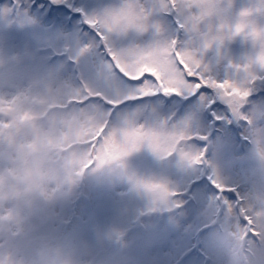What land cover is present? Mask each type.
I'll return each instance as SVG.
<instances>
[{
	"label": "clouds",
	"instance_id": "1",
	"mask_svg": "<svg viewBox=\"0 0 264 264\" xmlns=\"http://www.w3.org/2000/svg\"><path fill=\"white\" fill-rule=\"evenodd\" d=\"M125 3L134 5L141 28L122 31L116 26L109 31L105 11ZM82 16L93 49L101 55L87 75L70 83L63 73L54 78L31 73L22 57L0 50V264H96L95 248L118 234L85 242L71 229L65 212L87 198L85 180L112 192L127 183L154 207L165 208L155 203L158 193L141 186L159 182L128 171L125 161L134 151L106 155L109 140L119 148L137 131L160 135L159 157L175 158L184 168L181 152L202 154L197 166L202 178L237 195L225 205L217 190L198 204L197 215L214 248L209 264H264V101L252 99L264 85V0H109ZM100 35L111 48L107 59L103 42L97 41ZM237 42L243 51L234 56L231 49ZM81 49L70 57L72 64H78ZM173 53L185 71L190 68L207 81L209 92L203 95L210 99L201 103V111L244 130V180L237 181L210 160L207 149L195 147L209 133L188 120L153 122L135 116L117 123L115 116L109 117L105 104L118 106L127 95L120 77L139 75L145 68L158 70L160 59ZM109 63L112 77L106 79L104 66ZM220 66L223 76L215 71ZM217 103L223 112L215 111ZM170 136L178 137L176 145L183 140L179 151H168ZM166 186L168 211L184 210V194Z\"/></svg>",
	"mask_w": 264,
	"mask_h": 264
},
{
	"label": "rangeland",
	"instance_id": "2",
	"mask_svg": "<svg viewBox=\"0 0 264 264\" xmlns=\"http://www.w3.org/2000/svg\"><path fill=\"white\" fill-rule=\"evenodd\" d=\"M108 2L109 0H66L64 4L70 5L75 11L80 10L82 14H90ZM16 4L18 3L16 2ZM33 8L32 10L30 6L26 5L23 9H15L11 15L12 12L8 5L1 7L0 23H2L3 27H0V40L5 41L8 38H11L15 42L16 40H22L26 43V46H31V48L37 46L40 50H48L47 55L63 57L66 62L70 63L75 68L76 77L81 74L87 75L101 55L98 51L92 48L84 52L79 57L78 64H72L70 60L72 55L81 48L86 47V44H89L93 39V37L91 38L87 34L89 33L86 30L87 26L82 23L83 16L81 19L69 20L68 25L71 27L70 30L65 28L61 22L59 26L49 27L48 22L40 20L39 13H41L42 8L39 5ZM51 16H54V14L51 13ZM60 18L62 20L68 19L62 13H60ZM13 24V28L10 29V26ZM237 44V46L234 44L231 49L234 56H239L243 51L239 42ZM28 53H30V50ZM215 71L220 76L224 75L223 66L215 69ZM56 76H59V74H54L52 78ZM71 79L73 78L68 76L66 83H70ZM254 101H264V97H259ZM200 105L201 101L197 98L152 99L132 108H124L121 112L115 114V120L119 123L122 118L129 115H135L137 118L153 122L164 121L169 118L188 120L195 127L206 129L209 133V139L199 142L195 147L207 149V155L210 160H214L222 170L232 174L237 181L244 180L248 173V167L242 160L246 150V144L242 139L244 130L239 125H228L214 121L210 114L201 111ZM214 109L217 113L223 112L221 107L216 109L214 106ZM231 126H237V135L234 134ZM125 164L128 171L139 179L165 183L184 194V199L186 195H192L197 204L196 208L198 204L211 198L210 194H212V191L209 190L210 186L205 179L199 186H192L191 189L188 187L193 180H199L203 177V170L186 169L175 158H161L149 148L141 147L130 153L126 158ZM84 187V192L87 194L90 202V209L86 212L87 216L85 217L86 230H82L79 235L84 237L85 242H90L87 238L88 229L91 230L93 225H98L100 229L108 230L109 233L115 232L117 234L120 229V232L127 229L132 217L131 215H126L127 208H139L144 213L147 208H154L147 197L131 191L130 186L124 183L118 191H110V197L115 201L121 198L132 199L133 204L132 202L128 203L125 208L115 211L113 215L112 211L107 210L108 204L105 199L100 197L101 191L98 190V185L85 180ZM122 192L124 193L120 195ZM108 208H112V206ZM193 210H195V205L188 202L184 210L180 211L176 216V221L178 220V222L184 224L177 225L174 229H171L167 222L161 230L155 228L147 230L146 237L142 241L146 264H173L174 260L179 257L180 252L193 247L192 259L186 264H203L201 261H198L197 255L199 249L204 250L207 256L210 255L212 259L214 258V248L210 240L209 231L201 233L203 231L202 227L206 226L200 221L197 212ZM89 217H91V220L88 219ZM193 217L195 218L193 219ZM121 221L123 222L121 223ZM137 237L138 235L130 236L124 242V246L127 249L129 248L125 255L135 262V264L138 262L131 247L135 245ZM110 252L114 255L117 254L114 251ZM133 262L130 263L134 264Z\"/></svg>",
	"mask_w": 264,
	"mask_h": 264
},
{
	"label": "snow or ice",
	"instance_id": "3",
	"mask_svg": "<svg viewBox=\"0 0 264 264\" xmlns=\"http://www.w3.org/2000/svg\"><path fill=\"white\" fill-rule=\"evenodd\" d=\"M55 5H60L66 3V0H51ZM106 26L109 27V31L112 30V27H120L122 31H127L130 28L140 29L141 25L138 23L140 16L134 10V5L131 3H125L118 9H107L104 13ZM111 22V24H109ZM98 42H103L104 44V54L105 59H107L108 54L111 53V48L107 44V39L105 36L100 35L97 37ZM94 47L93 44H90L81 49V53L87 52ZM106 69V79H111L112 77V65L109 63L104 66ZM121 80L125 81L127 85V95L124 100L119 102V105L116 106L114 102H108L105 104V107L108 108L109 117L115 116L116 113L121 112L124 108H132L137 105L146 103L152 99H162L166 97L171 98H197L199 97L201 103L210 99V97L203 94L209 92V88L206 80H202L197 77L189 68L188 71H185L184 64L176 58V54L173 53L171 56H165L160 59L158 70L149 71L148 68H145L143 72L139 75L133 74L131 77L125 79L124 76L120 77ZM173 87H169V85ZM119 87V85H115ZM216 109H219L221 105L219 103L214 105ZM135 115H129L126 117L133 118ZM107 135V132L104 133ZM169 141L168 151H172L173 147L177 151L183 145V140H181V145H176L175 141L178 139L176 136H170L167 138ZM142 146H147L153 153L158 156H163L161 149V136L155 133L150 132H133L127 135L126 142L119 148L115 147L111 140L107 142L106 155L115 157L117 155H127L128 153L139 149ZM202 154H195L190 152H181L180 158L183 162V165L187 169L198 170L197 166L201 163ZM103 162V161H102ZM203 179V178H202ZM207 184L210 186V191L222 193V199H224V204L228 205V202L235 201L237 195L231 191H225L219 186L215 188L206 180ZM146 191L158 193L155 203L165 205L166 210L168 208V196L170 195L166 184L158 183H142L141 185ZM199 186V185H197ZM159 207H154L153 210L158 209Z\"/></svg>",
	"mask_w": 264,
	"mask_h": 264
},
{
	"label": "trees",
	"instance_id": "4",
	"mask_svg": "<svg viewBox=\"0 0 264 264\" xmlns=\"http://www.w3.org/2000/svg\"><path fill=\"white\" fill-rule=\"evenodd\" d=\"M24 4V2L31 3H43L47 7H51L52 11L58 16V14L62 13L68 15L72 13L73 8L71 6H67L66 4L55 5L51 2V0H0V6L4 4ZM73 14V19L81 16V11L78 10ZM0 27H3L0 24ZM17 38V36H15ZM18 39V38H17ZM238 44L236 43V46ZM234 46V45H233ZM0 50L9 54V55H18L22 57L26 61V67L31 73H46L50 78L54 76V74H65L66 77L71 76L74 78V72L71 70V64L66 62L63 58L59 57L58 59L47 55L48 50H40L37 46L31 48V46H26V43L22 40L13 41L11 38L3 41L0 40ZM30 50V53L28 51ZM32 51V52H31ZM44 56V57H43ZM19 75H24V73H19ZM259 97H264V86H258L257 94L252 97L253 100H257ZM223 107L221 106V109ZM237 127V126H236ZM239 127V126H238ZM83 191H85L84 183L82 185ZM98 190L101 191L100 197H103L108 204L107 210L113 212L119 211L122 208H125L128 203L133 201L128 198H121L118 201H115L110 197V190L106 187H98ZM120 196V195H118ZM90 209V202L88 198H82L79 200L74 206L70 207L66 210L65 215L70 220V227L73 232L77 235L82 230H86L85 228V217ZM114 209V210H113ZM154 208H147L145 213L139 209H134L133 207L127 208L126 215H131V220L129 221V226L127 229H124L122 232L121 229L116 236V238L110 239L107 243L102 246L96 247L94 250V256L96 260V264H131L133 262L129 257L125 255L127 253V249L124 246V242L130 238V236L138 235L136 238L135 245L131 247L132 252L136 256L137 264H146L145 263V250L143 249V238L146 237L147 230L149 228H155L161 230L162 227L168 222L171 229H174L176 226L175 215L178 212H169L165 208H158L153 210ZM91 220V217L88 218ZM86 232V231H85ZM108 232L105 229H100L99 226L93 225L92 229H88L87 238L90 242H93L97 237H104ZM115 233V232H113ZM121 248V250H120ZM110 251H114L117 254L114 255ZM190 253L186 252L180 259H178L174 264H186L190 260ZM135 264V262H133Z\"/></svg>",
	"mask_w": 264,
	"mask_h": 264
},
{
	"label": "bare ground",
	"instance_id": "5",
	"mask_svg": "<svg viewBox=\"0 0 264 264\" xmlns=\"http://www.w3.org/2000/svg\"><path fill=\"white\" fill-rule=\"evenodd\" d=\"M87 46V45H86Z\"/></svg>",
	"mask_w": 264,
	"mask_h": 264
}]
</instances>
